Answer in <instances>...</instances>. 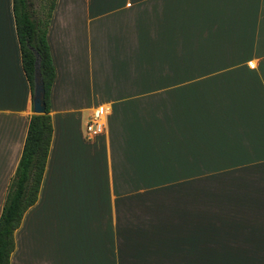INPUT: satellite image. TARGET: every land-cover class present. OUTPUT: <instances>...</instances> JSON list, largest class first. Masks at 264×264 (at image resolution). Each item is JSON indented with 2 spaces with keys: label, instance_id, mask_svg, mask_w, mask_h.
I'll return each instance as SVG.
<instances>
[{
  "label": "crops",
  "instance_id": "obj_1",
  "mask_svg": "<svg viewBox=\"0 0 264 264\" xmlns=\"http://www.w3.org/2000/svg\"><path fill=\"white\" fill-rule=\"evenodd\" d=\"M45 40L51 137L9 264H264V0H54ZM31 97L0 0V210Z\"/></svg>",
  "mask_w": 264,
  "mask_h": 264
},
{
  "label": "trees",
  "instance_id": "obj_2",
  "mask_svg": "<svg viewBox=\"0 0 264 264\" xmlns=\"http://www.w3.org/2000/svg\"><path fill=\"white\" fill-rule=\"evenodd\" d=\"M53 3L54 0H41L34 5L32 0H11L21 70L32 94L37 59L44 111L29 117L21 154L6 187L0 210V264H9L14 247L13 232L23 213L36 201L48 152L51 137L48 97L54 72L45 35Z\"/></svg>",
  "mask_w": 264,
  "mask_h": 264
},
{
  "label": "built area",
  "instance_id": "obj_3",
  "mask_svg": "<svg viewBox=\"0 0 264 264\" xmlns=\"http://www.w3.org/2000/svg\"><path fill=\"white\" fill-rule=\"evenodd\" d=\"M106 113L107 108L105 106H98L92 111L90 117L84 124L85 137L87 139H91L102 132L103 119Z\"/></svg>",
  "mask_w": 264,
  "mask_h": 264
},
{
  "label": "water",
  "instance_id": "obj_4",
  "mask_svg": "<svg viewBox=\"0 0 264 264\" xmlns=\"http://www.w3.org/2000/svg\"><path fill=\"white\" fill-rule=\"evenodd\" d=\"M32 113L34 115L42 114L44 111L43 103V88L38 73L37 59L35 58L34 63V74H33V87H32Z\"/></svg>",
  "mask_w": 264,
  "mask_h": 264
}]
</instances>
